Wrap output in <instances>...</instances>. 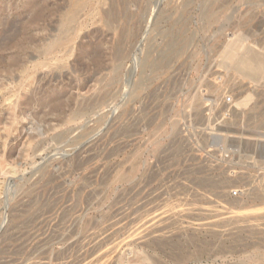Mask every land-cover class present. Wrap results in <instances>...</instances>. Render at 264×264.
<instances>
[{"label": "rangeland", "instance_id": "1", "mask_svg": "<svg viewBox=\"0 0 264 264\" xmlns=\"http://www.w3.org/2000/svg\"><path fill=\"white\" fill-rule=\"evenodd\" d=\"M73 1L0 0V264H264L262 16Z\"/></svg>", "mask_w": 264, "mask_h": 264}, {"label": "bare ground", "instance_id": "2", "mask_svg": "<svg viewBox=\"0 0 264 264\" xmlns=\"http://www.w3.org/2000/svg\"><path fill=\"white\" fill-rule=\"evenodd\" d=\"M84 1V0H83ZM89 1V0H88ZM207 0H204V3L206 2ZM228 1V0H226ZM231 1V0H230ZM239 2H247V8H248V11L251 12V13H258L259 15L262 16V18L264 19V0H238ZM86 2V1H85ZM73 5H71L70 7V10L67 12V14L65 15V18L64 20L61 22L63 23L65 26L70 23V22H73L74 19L76 20V8L77 6L79 5H84L80 2V0H75L72 2ZM81 3V4H79ZM219 3V0H215L212 4V6H215ZM206 4V3H205ZM225 4V3H224ZM38 6V5H37ZM80 6V7H81ZM227 7V6H226ZM230 7V6H229ZM235 7V6H234ZM242 7V6H241ZM246 8V9H247ZM80 8H78L79 10ZM217 9V8H216ZM241 9V8H240ZM77 10V11H78ZM214 10V9H213ZM232 10V9H231ZM203 11V10H202ZM215 12V11H214ZM237 12V11H236ZM78 14V13H77ZM213 15V13H212ZM234 16V15H233ZM258 16V15H257ZM37 17H40V14H38ZM106 17V16H105ZM226 17V16H225ZM224 17V18H225ZM230 17V16H229ZM107 20V19H106ZM204 20V19H203ZM225 20V19H224ZM231 20V19H229ZM221 22V21H220ZM236 22V21H235ZM110 24H112L110 22ZM63 26V25H62ZM109 26V25H108ZM203 26H204V23H203ZM227 26V25H226ZM229 26V25H228ZM113 27V26H112ZM111 28V27H110ZM109 28V29H110ZM117 29V27H115ZM221 28V27H220ZM67 29V28H66ZM260 30V29H259ZM122 31V30H121ZM216 31V30H215ZM70 33V31H69ZM204 34V33H203ZM224 34V33H223ZM214 35V34H213ZM251 37H254L255 36V32L252 31L250 33ZM63 36V35H62ZM68 36V35H67ZM240 37V36H239ZM233 38V37H232ZM69 39V38H68ZM67 39V40H68ZM211 39V38H210ZM208 39V40H210ZM58 40V39H57ZM65 40V39H64ZM238 40L240 41H236V42H231L228 46V48L230 49V52H229V55L227 56V54L225 56H227V61H229L230 63H232L233 61L236 63L235 65L237 67H239V71L241 72H244L243 74H245V76L247 78L250 79V81L252 82H258V83H263V88H264V52L260 51V49L264 50V47L259 44L258 42L255 43L256 46L259 47V50H256L255 48H250L249 52L247 53V55L243 58H237L236 56V53H235V50H236V47L237 49L240 48L242 46V42H241V38ZM56 41V40H55ZM212 41V39H211ZM59 42H56L54 45H50V49H54L56 48L57 46H59ZM54 43V41H53ZM62 44V43H61ZM60 44V45H61ZM60 47V46H59ZM64 47V46H62ZM50 49H48L50 51ZM237 51V50H236ZM228 53V52H227ZM223 59V58H222ZM233 62V63H234ZM235 66V67H236ZM224 67V65H223ZM241 69V70H240ZM238 70V69H237ZM243 70V71H242ZM254 91V89H253ZM256 91V90H255ZM264 93V90L262 91ZM253 94L252 92L250 94H248L245 98V102L246 103H249L252 99H253ZM244 102V103H245ZM263 104L261 111H260V114L262 116V119H263V122H264V98H262L260 101L256 102L255 106L252 108L253 110H256L258 109V106L259 104ZM210 243V242H209ZM200 247V246H199ZM263 248V247H262ZM179 263V262H178Z\"/></svg>", "mask_w": 264, "mask_h": 264}]
</instances>
